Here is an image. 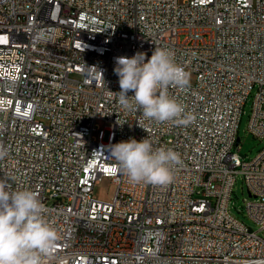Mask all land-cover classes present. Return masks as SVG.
<instances>
[{"label":"built area","instance_id":"obj_1","mask_svg":"<svg viewBox=\"0 0 264 264\" xmlns=\"http://www.w3.org/2000/svg\"><path fill=\"white\" fill-rule=\"evenodd\" d=\"M155 47L196 74L167 89L188 125L109 94L115 58ZM249 101L248 132L262 139L264 0H0V182L45 205L58 240L42 264H264V148L235 151ZM131 138L180 154L171 183L129 181L110 146ZM239 174L258 230L231 212ZM104 177L108 202L94 195Z\"/></svg>","mask_w":264,"mask_h":264},{"label":"clouds","instance_id":"obj_2","mask_svg":"<svg viewBox=\"0 0 264 264\" xmlns=\"http://www.w3.org/2000/svg\"><path fill=\"white\" fill-rule=\"evenodd\" d=\"M115 65L120 91H108L122 109L142 112L144 118L159 123L188 125L195 120L167 92L169 87L183 89L189 84V74L176 63L172 50L155 47L150 58L144 52L120 56ZM99 74L103 79V73ZM110 151L132 183L165 186L173 181V170L182 163L177 151L154 147L148 138L122 141L111 145ZM7 155V148L0 145V160ZM45 212L35 191L11 190L0 182V264H42V257L52 252L58 240Z\"/></svg>","mask_w":264,"mask_h":264},{"label":"rangeland","instance_id":"obj_3","mask_svg":"<svg viewBox=\"0 0 264 264\" xmlns=\"http://www.w3.org/2000/svg\"><path fill=\"white\" fill-rule=\"evenodd\" d=\"M181 2L183 0H180ZM196 81V74L191 72L189 76V82L194 83ZM251 110V102L249 101L245 107V113L243 114L242 121L240 123L239 145L235 147V151L241 156L242 159L254 158L260 150L264 148V138H256L248 132V119ZM97 125L100 128H104L106 123L104 121H98ZM115 194V187L111 178L104 177L94 187V195L98 200L111 201ZM250 199V194L246 182L241 174L238 175L237 181L234 186L233 196L230 202V209L232 214L243 221L246 225L253 230H258L259 225L253 221L247 214L245 207L246 201Z\"/></svg>","mask_w":264,"mask_h":264},{"label":"water","instance_id":"obj_4","mask_svg":"<svg viewBox=\"0 0 264 264\" xmlns=\"http://www.w3.org/2000/svg\"><path fill=\"white\" fill-rule=\"evenodd\" d=\"M238 141H239V139H238Z\"/></svg>","mask_w":264,"mask_h":264}]
</instances>
